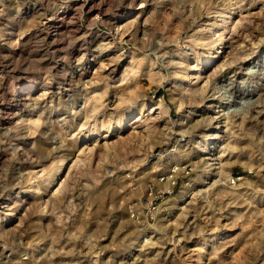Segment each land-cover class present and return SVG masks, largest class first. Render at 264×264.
Segmentation results:
<instances>
[{
	"label": "rangeland",
	"instance_id": "1",
	"mask_svg": "<svg viewBox=\"0 0 264 264\" xmlns=\"http://www.w3.org/2000/svg\"><path fill=\"white\" fill-rule=\"evenodd\" d=\"M228 15V65L187 82ZM0 16V264H264V0H0ZM134 53L158 75L95 67Z\"/></svg>",
	"mask_w": 264,
	"mask_h": 264
},
{
	"label": "bare ground",
	"instance_id": "2",
	"mask_svg": "<svg viewBox=\"0 0 264 264\" xmlns=\"http://www.w3.org/2000/svg\"><path fill=\"white\" fill-rule=\"evenodd\" d=\"M145 1V0H144ZM169 1V0H168ZM163 3V2H162ZM90 4H93V2H90ZM95 4V3H94ZM227 6V5H226ZM237 6V5H236ZM124 8V7H123ZM138 8V7H137ZM140 8V7H139ZM186 8V7H185ZM94 9V8H93ZM134 10V9H133ZM138 10V9H137ZM186 10V9H185ZM231 10H233V8H231ZM107 11V10H106ZM30 13H33L32 12V10H31V8H30ZM218 14V13H217ZM222 14V13H221ZM92 15V14H91ZM230 15V14H229ZM228 15V19L225 21V24L222 26V30H221V32L219 31L218 32V34H217V39H214L212 42L210 41V40H208V38H207V41H210V42H207L206 40H204V37L203 38H198L197 37V40L196 41H194L195 40V38H194V42L195 43H197V46H198V48H199V46H201V47H207V48H209V49H211V52L209 53V54H205L206 56H207V60H205L203 63H202V67L200 68V70L199 71H197V74L196 73H193V71H190L189 72V74H188V80H187V82L188 81H190V80H195L196 82L195 83H203V87L204 86H206V83L208 82V79H207V77H206V75H205V77L203 76H201V75H199V74H201V72H203V70H204V68L206 67H209V69H212V68H217L218 67V63H220L221 61H222V66H224V64H227V60L225 59V58H227V56L231 53V49H234V44H236L235 42H234V40H233V38L234 37H232V36H228V35H231V33H230V30H228L231 26H229L228 28H225L226 27V25H228L227 23H229V19L231 18V16H229ZM133 16H135V13H127V14H125V15H120L119 16V18L117 19V21L115 22V26H114V28H115V30H116V32H118V34H120V35H122V36H125L124 35V33L125 32H132V31H130V30H132V26H133V22L134 21H136V20H134L133 19ZM137 16V15H136ZM135 16V17H136ZM138 16H140L139 14H138ZM142 16V15H141ZM244 16V15H243ZM64 18V17H63ZM136 18H138V17H136ZM239 18V17H238ZM243 19V18H242ZM59 20V19H58ZM239 20V19H238ZM55 21V20H54ZM59 21H61V20H59ZM232 21V20H231ZM240 21V20H239ZM51 22V21H50ZM136 22H138V21H136ZM135 23V22H134ZM60 25V24H59ZM114 25V24H113ZM140 25V24H139ZM235 25V24H234ZM141 27V26H140ZM234 26H232V28H233ZM203 30V29H202ZM135 31V30H134ZM200 31V30H199ZM232 31V30H231ZM127 34V33H126ZM214 34V33H213ZM195 35V34H194ZM204 35V34H203ZM202 35V36H203ZM122 36H121V38H122ZM192 36H193V34H192ZM196 37V36H195ZM201 37V36H200ZM229 37V38H228ZM236 37V36H235ZM213 39V38H212ZM233 40V41H232ZM237 41V40H236ZM250 42V41H249ZM192 43V42H191ZM194 43V44H195ZM91 44V43H90ZM113 45V44H112ZM109 46H111V45H109ZM160 46V45H159ZM235 46H237V45H235ZM239 46V45H238ZM192 47V46H191ZM216 47H219V48H217V49H219V51L216 53H213V50L216 48ZM98 48H100V47H98ZM237 48V47H236ZM225 49V50H224ZM193 50V49H192ZM196 51V50H195ZM235 51V50H234ZM106 52V51H105ZM99 53H101V52H99ZM233 53V52H232ZM105 53H101V55H104ZM196 54V53H195ZM220 54H222V56H220ZM100 55V54H99ZM188 55V54H187ZM247 55V54H246ZM118 56V55H117ZM237 56V55H236ZM243 56H245V55H243ZM139 57V56H138ZM248 57H249V55H248ZM96 58H98V57H96ZM181 58V57H180ZM233 58V57H232ZM241 58H243V57H241ZM246 58V57H245ZM144 59V58H143ZM229 59H230V57H229ZM235 59H237V58H235ZM234 59V60H235ZM105 60H107L108 61V63L105 61ZM130 61H127L126 62V59H122L121 57L120 58H117V59H115V58H103V57H101L100 59H99V61L96 63L95 62V67L96 66H99L98 68H101V69H103V68H105V70H107V73H108V77L109 76H111L112 78H114V77H116L117 76V74L119 73V71L123 68V66L124 65H126L127 64V67H124V68H126L125 70H123L124 71V73H122L123 75H122V77L121 78H119L118 79V82H124L125 80H127L128 78V76H130L131 74H130V72L131 71H133V70H135L136 72L138 71L139 73L141 72L142 73V75H147V76H149L151 79H153V75L154 74H157L158 75V73H155L154 72V74L152 73V70H153V68H151L149 71H146L145 73L142 71V70H140L141 68H140V65H141V63H142V59H139V58H137L136 57V54L134 53V54H132L131 55V57H130V59H129ZM106 63H105V62ZM199 61V60H198ZM230 61V60H229ZM174 63V62H173ZM172 63V64H173ZM177 63V62H176ZM231 63V62H230ZM233 63H234V61H233ZM178 64V63H177ZM228 65V64H227ZM142 66V65H141ZM182 66V65H181ZM217 66V67H216ZM219 66H221V65H219ZM154 67V66H153ZM189 67V66H188ZM194 67V66H193ZM93 68V67H92ZM148 68V67H147ZM195 68V67H194ZM193 68V70H195ZM96 69V68H95ZM188 69H190V67L188 68ZM190 70H192V68L190 69ZM208 70V69H207ZM95 71V70H94ZM100 71V70H99ZM122 71V70H121ZM213 71H214V69H213ZM78 72V71H77ZM97 72V71H96ZM101 72V71H100ZM106 72V71H105ZM195 72H196V70H195ZM94 73V72H93ZM92 73V74H93ZM99 73V72H98ZM199 73V74H198ZM206 73V72H205ZM208 73V72H207ZM79 74V73H78ZM81 74V73H80ZM100 74V73H99ZM210 74V73H209ZM82 75V74H81ZM95 75V74H94ZM138 76V75H137ZM186 76V75H185ZM208 76V75H207ZM81 77V76H80ZM97 77V76H96ZM95 77V78H96ZM107 77V76H106ZM118 77V76H117ZM154 77H156V75H154ZM94 78V79H95ZM81 79V78H80ZM91 79V78H90ZM115 79V78H114ZM133 79V78H132ZM101 80V79H100ZM111 80V79H110ZM113 80V79H112ZM206 80V82H204ZM72 81V80H71ZM94 81V80H93ZM106 81V80H105ZM154 81V80H153ZM157 81H159V80H157ZM73 82V81H72ZM95 82V81H94ZM134 82V81H133ZM96 83H99V82H97L96 81ZM104 83H106V82H104ZM137 83V82H136ZM94 84V83H93ZM134 84V83H133ZM192 84V83H191ZM208 84H209V82H208ZM98 85V84H97ZM196 85V84H195ZM201 85V84H200ZM200 85H199V87H200ZM99 86H100V84H99ZM114 86V85H113ZM120 86V85H119ZM127 86V85H126ZM130 86V85H129ZM202 86V85H201ZM19 87V86H18ZM34 85H31V87L30 88H25L24 86H20V88L22 89L21 91H23V98L25 97V98H27V96H29L33 91H34ZM44 87V86H43ZM131 88V87H130ZM65 89V88H64ZM133 89V88H132ZM131 89V90H132ZM135 89V88H134ZM196 89H197V87H196ZM195 89V91H198V89L196 90ZM205 89V88H204ZM129 90V89H128ZM127 90V91H128ZM136 90V89H135ZM134 90V91H135ZM188 90H190V88L188 89ZM200 90V89H199ZM201 90H202V88H201ZM47 91V90H46ZM121 91V90H120ZM119 91V92H120ZM190 91H192V90H190ZM112 92V91H111ZM119 92L117 93H115L116 95H118L119 94ZM19 93H20V96L19 97H21V92H20V90H19ZM96 93V92H95ZM129 93V92H128ZM133 93V92H132ZM188 93V92H187ZM120 94H122L121 92H120ZM124 94V93H123ZM191 94V93H190ZM196 94V93H195ZM128 95V94H127ZM126 95V96H127ZM132 95V94H131ZM136 95V94H135ZM201 95V94H200ZM68 96V95H67ZM80 96V95H79ZM101 96V95H100ZM99 96V97H100ZM119 96V95H118ZM82 97V96H81ZM88 97V96H87ZM129 97V96H128ZM135 97V96H134ZM190 97V96H189ZM70 98H72L73 99V97L71 96ZM69 98V99H70ZM97 98V97H96ZM104 98V97H103ZM71 99V100H72ZM77 99H79V98H77ZM123 99V98H122ZM135 99V98H134ZM74 100V99H73ZM127 100V99H126ZM69 102H70V100H68ZM79 101V100H78ZM124 101V100H123ZM139 101V100H138ZM73 102V101H72ZM94 102H96V101H94ZM182 102V101H181ZM68 103V102H67ZM74 103V102H73ZM68 104H70V103H68ZM83 104V105H82ZM133 105V104H132ZM94 106V105H93ZM140 106V105H139ZM142 107H141V109H140V112L137 114V115H134V112H129L130 114L128 115V116H126V117H124V119H122V120H120V121H117V123H115L116 124V127H115V129H114V127H109V129L108 130H105V132H107V133H112L113 131H115V130H118V129H125L126 127H130V126H132V121L131 120H133L134 119V117H137V118H139L140 117V115L142 114V113H144L147 109H148V107H147V105H146V103H143L142 105H141ZM68 107H70V106H68ZM79 107H81L82 109H83V111H84V113L85 112H87L88 111V107H92V106H89L88 105V98H82L81 99V101L80 102H76L75 104H73L72 105V108H79ZM218 107H221V106H218ZM93 108V107H92ZM95 108H96V106H95ZM163 108V104L162 103H154V104H152L150 107H149V110H150V112L152 111H158V110H161ZM70 109V108H69ZM96 109H98V108H96ZM87 110V111H86ZM78 111H79V109H78ZM101 111V110H100ZM71 112H73V111H71ZM81 112V114H82V111H80ZM218 112H220V111H218ZM78 113V112H77ZM91 114H92V112H91ZM91 116V115H90ZM224 116V115H223ZM122 118V117H121ZM219 118H221V117H217V116H215V117H213L212 119H210L211 121H213V120H218ZM257 118V117H256ZM30 119V118H29ZM31 119H33V118H31ZM141 119V117L139 118V120ZM27 120V119H26ZM38 120H39V118H38ZM38 120H36V119H34V120H30L29 121V123H28V126L29 127H36V125H37V123L39 122ZM42 121V120H41ZM27 124V123H26ZM39 124V123H38ZM136 124V123H135ZM220 125L219 126H217V127H215L214 128V130H216V133L215 134H212V135H210V139L213 141V143L212 144H214V142L216 141V140H219V138L221 137L220 136V134L222 133V129L223 128H226V127H228V125L229 124H227V119H226V117L225 118H223V121L221 122V123H219ZM138 125V124H137ZM148 126V125H147ZM133 127V126H132ZM28 128V127H27ZM36 128H38V127H36ZM134 128V127H133ZM154 128V127H153ZM229 128V127H228ZM136 129V128H135ZM29 130H30V128H29ZM35 130V129H34ZM71 131V130H70ZM225 131V130H224ZM66 133H68L67 131H66ZM138 133V132H137ZM224 133V132H223ZM92 133H90V135H91ZM150 134V133H149ZM28 136V135H27ZM60 136V135H59ZM63 136V135H62ZM62 138V137H61ZM87 138H88V136H87ZM106 138V137H105ZM85 140H86V138H84ZM89 139V138H88ZM91 139V138H90ZM64 140V139H63ZM83 140V139H82ZM62 141V140H61ZM87 142H89V141H84L83 142V144H86L87 145ZM92 142V141H91ZM98 141H97V139H95V140H93V144H96ZM82 143V142H81ZM110 143V142H109ZM86 145H85V147H86ZM91 145V144H90ZM89 144L87 145V147L86 148H88V149H90V146ZM94 146V145H93ZM210 146V145H209ZM213 146V145H212ZM204 147L203 148V150L200 152V153H206V154H209V153H211V151H213L214 150V148L215 147ZM82 147V146H81ZM233 148V147H232ZM91 150H92V148H91ZM234 150V149H233ZM89 151V150H88ZM81 152H83L82 150H81ZM82 154V153H81ZM78 156L80 157V153L78 154ZM215 155H212V157H214ZM220 157V156H219ZM206 158V157H205ZM218 158V157H217ZM76 159V158H75ZM77 160V159H76ZM213 160V159H212ZM216 160H218V159H216ZM72 162H75L74 161V159L73 158H70V159H65V160H61L59 163H58V166H57V169L55 170V172H53V173H51L50 175H49V177H48V179H49V181L51 182V183H53V182H55V181H57L58 179H59V175L61 174V175H64V171L66 170V167L65 166H68L69 164H71ZM73 164V163H72ZM230 164V163H229ZM212 165V164H211ZM221 168V167H220ZM43 171V170H42ZM44 173V172H43ZM34 178V177H33ZM51 183H50V185H51ZM168 190H170V191H172V182L171 181H169V183H167V185L165 186ZM186 192L187 191H183L182 192V194H186ZM178 197V196H177ZM5 207H7V206H5ZM15 210V209H14ZM0 213H2L1 211H0ZM10 216H12V215H9V217H7L6 218V223H10L11 222V219H9L10 218Z\"/></svg>",
	"mask_w": 264,
	"mask_h": 264
},
{
	"label": "built area",
	"instance_id": "3",
	"mask_svg": "<svg viewBox=\"0 0 264 264\" xmlns=\"http://www.w3.org/2000/svg\"><path fill=\"white\" fill-rule=\"evenodd\" d=\"M3 5H4V4H3ZM0 17H1V16H0ZM18 96H20V93H19V92H18ZM188 174H189V172H188ZM165 179H166V177H164L162 180H165ZM173 179H175L174 175L170 176L169 178L167 177L168 183H169V181H172ZM174 185H176V182L172 183V187H173V188H174ZM169 192H171V191H169ZM151 196H153V191L151 192ZM154 200H155V198H153V199L151 200V204L153 205V208L156 209V207H155V205H154Z\"/></svg>",
	"mask_w": 264,
	"mask_h": 264
}]
</instances>
